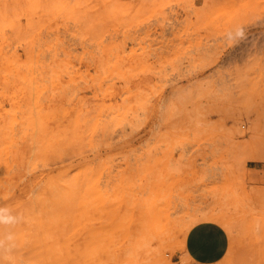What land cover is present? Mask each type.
<instances>
[{"label":"rangeland","instance_id":"obj_1","mask_svg":"<svg viewBox=\"0 0 264 264\" xmlns=\"http://www.w3.org/2000/svg\"><path fill=\"white\" fill-rule=\"evenodd\" d=\"M24 1L0 19V206L25 217L2 264H197L201 222L218 264H264V0Z\"/></svg>","mask_w":264,"mask_h":264},{"label":"crops","instance_id":"obj_2","mask_svg":"<svg viewBox=\"0 0 264 264\" xmlns=\"http://www.w3.org/2000/svg\"><path fill=\"white\" fill-rule=\"evenodd\" d=\"M230 238L219 224L201 222L188 233L185 254L197 264H218L227 255Z\"/></svg>","mask_w":264,"mask_h":264},{"label":"clouds","instance_id":"obj_3","mask_svg":"<svg viewBox=\"0 0 264 264\" xmlns=\"http://www.w3.org/2000/svg\"><path fill=\"white\" fill-rule=\"evenodd\" d=\"M226 38L232 42L243 40L245 38L243 28L229 30ZM24 222L23 214L16 213L7 206H0V264L4 259H11V254L16 248L15 229Z\"/></svg>","mask_w":264,"mask_h":264},{"label":"bare ground","instance_id":"obj_4","mask_svg":"<svg viewBox=\"0 0 264 264\" xmlns=\"http://www.w3.org/2000/svg\"><path fill=\"white\" fill-rule=\"evenodd\" d=\"M24 3H26V1L24 0H0V19L4 22H7V23H11L13 25H17L19 24L18 21H14L15 18L19 17V16H22V14L28 12V10H30L28 7L26 8H21V7H24ZM7 32V30H5ZM7 36V34H6ZM35 35L33 34L32 37H34ZM31 37V39H32ZM8 39V38H7ZM17 40V39H16ZM11 41V40H10ZM41 42V41H40ZM54 45V44H53ZM57 46V45H56ZM6 47V46H5ZM37 47V46H36ZM58 47V46H57ZM1 48V47H0ZM6 49V48H4ZM10 49H13L11 46H10ZM35 49V48H33ZM55 49V46L54 48H52V50ZM59 49V48H58ZM56 49V50H58ZM61 49V48H60ZM60 49L58 51H60ZM7 50V49H6ZM42 50V49H40ZM4 51V50H3ZM9 51V50H8ZM18 51V50H17ZM21 51V50H20ZM38 51V50H36ZM40 52V51H39ZM61 52V51H60ZM18 53V52H17ZM34 53V52H33ZM42 53V51H41ZM58 53V52H56ZM4 54V52H3ZM8 54V53H7ZM58 55V54H57ZM36 57V56H35ZM37 57H40V56H37ZM20 58V57H19ZM1 59V58H0ZM60 59V58H58ZM39 60V59H38ZM66 60V59H65ZM36 62V61H35ZM36 66V65H35ZM9 72V71H8ZM25 73V72H24ZM34 73V72H33ZM36 74V73H35ZM1 75V74H0ZM34 77V76H33ZM2 79V78H1ZM34 79V78H33ZM10 81V79H9ZM6 82V81H5ZM3 82V83H5ZM12 82V81H11ZM11 82H8L11 83ZM33 82V81H32ZM0 85H4V84H0ZM8 90V89H7ZM35 99V98H34ZM264 99V98H263ZM30 104V103H29ZM33 104V102H32ZM36 123V122H35ZM14 136V135H13ZM17 137V136H16ZM21 150V149H20ZM195 225V224H194ZM193 228V227H192ZM190 229V228H189ZM231 230V229H230ZM189 259V258H188ZM6 260V259H5Z\"/></svg>","mask_w":264,"mask_h":264}]
</instances>
